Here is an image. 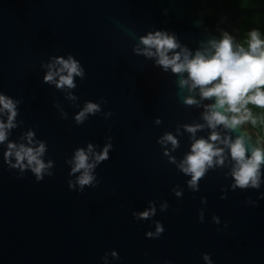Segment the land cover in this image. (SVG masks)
<instances>
[{
	"label": "water",
	"instance_id": "obj_1",
	"mask_svg": "<svg viewBox=\"0 0 264 264\" xmlns=\"http://www.w3.org/2000/svg\"><path fill=\"white\" fill-rule=\"evenodd\" d=\"M256 10L264 7L0 0V95L16 106L15 126L0 143V264H264V163L259 187L240 188L222 142L244 135L250 156L251 148L264 149V132L251 121L235 130L209 128L203 117L216 98L202 99L198 87L189 91L191 81L181 88L188 73L165 70L156 56L142 54L140 43L163 32L179 45L170 57L179 52L183 59L186 49L191 59L197 51L214 53L210 41L227 33L234 48L247 50L239 22ZM69 56L83 70L73 76L75 87L58 88L59 76L44 82L48 65ZM187 97L198 103L185 104ZM88 103L99 111L77 123ZM0 122L7 124V110H0ZM196 125L203 127L195 134L186 130ZM213 131L222 155L193 188L179 166L195 140H209ZM166 134L176 147L160 143ZM10 143L34 150L44 144L42 179L26 159L17 164L15 150L5 158ZM105 147L107 159L97 163ZM80 149L95 165V179L83 188L77 182L83 170L72 172Z\"/></svg>",
	"mask_w": 264,
	"mask_h": 264
},
{
	"label": "clouds",
	"instance_id": "obj_2",
	"mask_svg": "<svg viewBox=\"0 0 264 264\" xmlns=\"http://www.w3.org/2000/svg\"><path fill=\"white\" fill-rule=\"evenodd\" d=\"M140 43L145 46L142 54L148 57L156 56L158 58L157 63L165 70L171 68L173 73H188L187 80L179 81L181 88L191 81L189 91L198 87L202 99L216 98L215 104L206 106L207 111L203 117L209 128L214 130L218 125H223L227 129L235 130L245 122L256 123L248 105L264 109V40L260 38L258 32L252 31L250 33L247 50L242 46L234 48L232 37L225 33L221 40L210 41L214 53L205 55V53L197 51L194 58L191 59H189V53L186 49L183 52V59H181L179 52L170 57L168 53L178 48L179 45L174 37L163 32L149 33L140 38ZM153 48L155 52L151 51ZM137 51L139 52V49ZM57 64L61 67L53 71ZM48 68L49 71L44 76V82L51 83L54 81V77L59 76V81L56 84L58 88L64 86L73 88L75 87L73 76H83V70L71 56L67 60L62 57L56 58L53 64L48 65ZM64 72L67 74L61 75ZM184 103L193 105L198 102L192 97H187L184 99ZM0 106H2L0 110H7L8 112L7 124L0 122V143H2L6 139L5 129L15 126L13 120L16 116V106L10 98L4 95H0ZM97 111H99L98 105L88 103L84 110L77 115V123L82 122L86 113L94 114ZM185 127L188 132L195 134L203 126ZM31 135L29 133V137ZM209 140H195L191 145V153L186 155L179 166L183 173L191 176L189 185L193 188L204 176L207 168L212 166L213 158L222 155L223 149L217 148L213 143L220 140L219 134L213 131ZM168 142L173 147H176L178 143L171 134H166L160 141L162 144ZM222 142L229 147L231 157L236 162L232 173L236 186L240 188H246L249 185L259 187L260 166L264 163V149L253 147L251 148V155L248 156L244 135L237 136L234 141L226 137ZM108 147H105L104 151L96 156L97 163L107 159ZM8 148L9 151L5 153L6 159L13 155L12 150H15L17 164L23 167L22 162L26 159L28 166L34 165L32 171L36 174L37 179H42V172L46 167L39 159L45 150L43 143L35 150L24 145H20L17 149V146L11 143ZM88 151H92V145L88 146ZM74 160L75 166L72 172L83 170L77 181L81 188L85 185H91L95 179L91 174V169L95 165L88 163V155L82 149L76 151ZM218 163L222 164L223 160L220 159ZM69 187H72L71 182ZM150 214H154V209L142 212L139 216L146 219ZM162 231V227L157 225V234ZM148 235L152 236L153 234L149 233ZM115 255L113 253V256ZM204 258L205 260L208 259L207 256Z\"/></svg>",
	"mask_w": 264,
	"mask_h": 264
},
{
	"label": "trees",
	"instance_id": "obj_3",
	"mask_svg": "<svg viewBox=\"0 0 264 264\" xmlns=\"http://www.w3.org/2000/svg\"><path fill=\"white\" fill-rule=\"evenodd\" d=\"M214 6L221 7H264V0H213ZM242 45L248 47L250 33L256 31L264 40V10H256L246 14L239 22ZM252 112V117L256 120V125L264 132V109L248 105Z\"/></svg>",
	"mask_w": 264,
	"mask_h": 264
}]
</instances>
